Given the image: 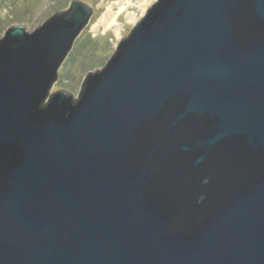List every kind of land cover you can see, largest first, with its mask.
<instances>
[{
	"label": "water",
	"instance_id": "water-1",
	"mask_svg": "<svg viewBox=\"0 0 264 264\" xmlns=\"http://www.w3.org/2000/svg\"><path fill=\"white\" fill-rule=\"evenodd\" d=\"M92 13L0 39V264H264V0H156L51 93Z\"/></svg>",
	"mask_w": 264,
	"mask_h": 264
},
{
	"label": "rangeland",
	"instance_id": "rangeland-1",
	"mask_svg": "<svg viewBox=\"0 0 264 264\" xmlns=\"http://www.w3.org/2000/svg\"><path fill=\"white\" fill-rule=\"evenodd\" d=\"M72 1H87L93 13L87 29L82 30L75 40L51 93L64 90L73 93V97L77 98L85 76L101 69L108 62L120 40L128 35L146 10L141 12L137 5L129 8L135 15V23L129 22L126 15L121 14L118 18L121 30L117 37L113 31L99 28L94 32L92 27L105 12V8L118 0H0V39L15 24L25 23L32 31L53 14L66 9ZM155 2L153 0L151 3ZM113 11H117L115 5Z\"/></svg>",
	"mask_w": 264,
	"mask_h": 264
},
{
	"label": "bare ground",
	"instance_id": "bare-ground-1",
	"mask_svg": "<svg viewBox=\"0 0 264 264\" xmlns=\"http://www.w3.org/2000/svg\"><path fill=\"white\" fill-rule=\"evenodd\" d=\"M136 3H133V0H118L117 2L110 4L105 8V12L101 15L98 21L93 25L92 30L96 32L99 28H103L106 31H113L117 37H119V32L121 30L120 23L118 18L121 14L126 15V19L135 23V15L129 11L130 7L138 6L141 9V12H145L152 4L153 0H135ZM113 5L117 8V11H113Z\"/></svg>",
	"mask_w": 264,
	"mask_h": 264
}]
</instances>
